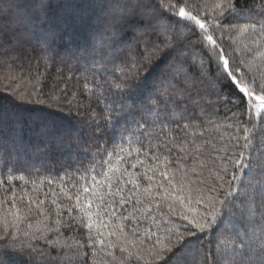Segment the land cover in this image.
<instances>
[{
	"label": "snow or ice",
	"instance_id": "1",
	"mask_svg": "<svg viewBox=\"0 0 264 264\" xmlns=\"http://www.w3.org/2000/svg\"><path fill=\"white\" fill-rule=\"evenodd\" d=\"M6 2L17 10L14 23L26 27L39 43L41 60L54 62L61 40L67 45L66 54L76 58H84L96 42L109 53L106 64L111 67L101 64L94 69L114 77L108 81L101 75L103 83L96 85H107L111 111L117 113L104 118L102 131L115 132L121 121L144 124L155 131L142 136L151 145L144 155L152 163L137 158L129 165L119 157L118 162L126 166L116 169L118 176L105 173L103 180L93 176L91 185L82 191L73 185L67 206L53 199L55 220L43 210V199H29L21 208L18 200L23 203L25 198L14 193L8 209L0 211V264H195L192 250L205 237L219 245L225 264H264V179L254 186L239 175H264V161L254 158L249 135L257 124L264 127V64L254 70L248 60L259 56L264 62V3L259 18L253 19L241 12L238 0H220L211 14L198 0H154L158 14L144 18L151 34L142 33V43L135 47L117 48L112 44L115 25H133L121 17L98 30L95 9L99 5L91 0ZM4 3L0 0V14ZM135 14L132 9L128 17ZM241 17L248 22H233ZM82 29L87 31L86 39L73 46ZM237 31L249 37L244 58L235 48L229 51ZM166 58L184 65L182 87L172 77L155 75ZM209 78L212 85L201 87ZM8 94L16 112L11 117L0 114V172L15 174L20 157H42L54 150L91 157L101 124L72 94L62 90L63 98L49 97L47 102L39 94L35 98L15 90ZM142 97L155 103H142ZM53 113L66 119L57 120ZM221 119L231 121V131L228 142L217 147L205 133ZM95 147L99 150L98 144ZM157 152L163 154L162 166ZM138 167L143 171H136ZM12 179L9 175L8 182ZM4 203L0 201V209ZM257 211L259 236L255 227L251 235L248 229L243 234L233 232L234 222L250 224ZM34 212L45 217L39 226L32 222ZM9 214L12 219L6 220ZM117 220L122 222L113 223ZM147 221L151 226L141 232ZM75 230L84 235L70 243L69 233Z\"/></svg>",
	"mask_w": 264,
	"mask_h": 264
},
{
	"label": "trees",
	"instance_id": "2",
	"mask_svg": "<svg viewBox=\"0 0 264 264\" xmlns=\"http://www.w3.org/2000/svg\"><path fill=\"white\" fill-rule=\"evenodd\" d=\"M98 1H100V4L95 9V17L99 20V23L95 27L98 30L102 31L114 18L120 19L121 17H125L133 25L132 28L124 25H115L116 36L112 38L114 47L119 48L128 45L135 47L142 43L140 39L142 33L145 35L151 34L144 18H150L151 15L158 14L154 0H135L134 2L130 0H91V2L96 4ZM198 2L206 7L211 14L216 5L220 3V0H198ZM262 3H264V0H238V8L241 12L248 13L253 19H258L257 14L261 11ZM117 8L122 9L123 13L116 14ZM3 9V13L0 14L3 17V19H0V114L11 117L16 112L15 102L8 94L9 91L15 90L21 94L32 93L34 98L36 94H39L40 98L45 99L47 102L49 97L52 99H56L57 97L63 98L62 90H66L79 103L84 105V111H90L92 117L101 124V129L96 130L92 155L88 159H84L80 154L75 152L67 153L54 150L42 157H20L16 164L17 171L15 174L0 172V180L4 181V184L0 186V201L5 202L0 211L8 209V202L12 201L13 194L15 193L18 198L20 196L25 198L23 203L18 200V206L21 208L27 206L29 199H43L45 201L43 210L48 213L50 220H55L57 218L55 215L57 206L51 203L53 199L57 200L58 205L67 206L69 204L68 195L73 185H76L82 191L83 186L91 185V178L93 176H96L98 180H103L105 173L108 176H113V174L118 176L119 171H116V169L122 170L126 166L123 161L118 162L119 157H124V160L129 165L135 162L137 158L146 160L147 163H152L144 155L151 145L148 139H142V136L144 132H154L155 129H150L144 124L136 125L130 121H121L120 129L115 132L102 131L104 118L108 116L114 118L117 115V113L111 111L113 107L112 94L107 90V85L104 88L96 87L97 84L103 83L100 80L101 75H104L108 81H113L114 79L113 76H109L107 73L94 72V69H97L101 64H104L105 67H111V65L106 64L110 55L105 48L99 42H96L95 45L90 46L84 58H76L70 54H66L67 45L61 40L56 49L54 62L41 60L39 57L42 53L37 40L31 36L26 27L14 23L17 18L15 6H9L5 0ZM132 9L135 10L136 14L128 17V12ZM233 22L239 24L248 21L241 17L233 18ZM86 36V29L80 30L78 33L79 38H74L72 41L73 46L78 47L86 39ZM248 42L249 37L247 33L234 32L230 41V53L232 48H235L237 55L240 58H244V46ZM248 60L254 70L255 66L264 64L259 56L254 58L249 57ZM46 64L47 66H45ZM175 65H180L184 72L186 71L183 64H177L174 59L166 58L155 69V75L157 77H172L176 81V86L182 87L183 75L174 71ZM261 70L264 71V67ZM191 71L195 72L196 70L193 68ZM94 76L95 83H93ZM197 82L199 83L200 81L198 80ZM212 83L213 79L209 78L203 81L201 87L211 86ZM225 90L230 92V86L225 85ZM141 102L145 104L155 103V101H146L143 97L141 98ZM161 106L163 105L161 104ZM52 116L57 120L66 119L58 113H53ZM124 128H128V131L124 132ZM230 131L231 121L221 119L215 121L207 129L205 135L211 141L216 142L217 147H220L228 142ZM240 135L243 136L244 133H240ZM249 135L252 137V154L254 158L257 161H264V127L257 124L255 128H252ZM96 144L99 145V150L96 149ZM178 147L179 145H177ZM137 148L141 149L139 153L136 152ZM109 153L112 155L110 156ZM157 154L161 155L162 166L163 154L160 152H157ZM110 164L112 167H109ZM76 169L78 171H75ZM136 171H143V169L138 167ZM9 175L13 177L11 183L8 182ZM239 175L244 180H251L254 186L258 185V179H264V175L260 173H256L251 177L244 176L242 173ZM20 176H23L24 180H20ZM49 181H52V183L49 184ZM46 193L47 196L45 195ZM256 195L257 204H259L260 193L258 188H256ZM74 199L75 197L73 196ZM32 206L35 208V205ZM126 209L127 211H131V206H126ZM118 211L124 210L118 209ZM127 211H124L125 215ZM261 211H264V209ZM77 214L74 210L73 215ZM63 217L65 219L68 218L66 211L63 213ZM11 219L12 217L9 214L6 220ZM105 219L108 218L105 217ZM141 219L143 220V217ZM44 220V216H41L39 212H34L32 216L34 226H39ZM121 222L119 220L113 221V223ZM260 225L261 216L260 212L257 211L254 220L250 224L246 221L234 222L233 232L243 234L245 229H248L249 235H251V228L255 227V234L259 236ZM150 226L151 221H147L143 224L141 232H143L144 228ZM22 227H26V225H22ZM82 235H84L82 230H75L69 233V242H75ZM233 238L238 239L236 236ZM218 247L219 245L215 240L209 243V238L205 237L192 250L191 255L195 264H225L224 259L218 253Z\"/></svg>",
	"mask_w": 264,
	"mask_h": 264
},
{
	"label": "rangeland",
	"instance_id": "3",
	"mask_svg": "<svg viewBox=\"0 0 264 264\" xmlns=\"http://www.w3.org/2000/svg\"><path fill=\"white\" fill-rule=\"evenodd\" d=\"M130 1L134 2L135 0H130ZM97 4L99 5L100 4V1H98ZM122 11H123L122 9H118L117 8V11H115V12H117L116 14H122L123 13ZM145 16H147V15H145ZM174 71L176 73L180 74V75H182L184 73V70L181 68L180 65H175L174 66Z\"/></svg>",
	"mask_w": 264,
	"mask_h": 264
}]
</instances>
